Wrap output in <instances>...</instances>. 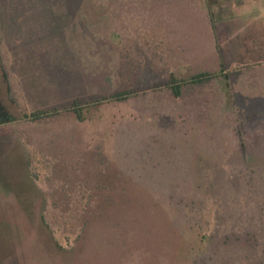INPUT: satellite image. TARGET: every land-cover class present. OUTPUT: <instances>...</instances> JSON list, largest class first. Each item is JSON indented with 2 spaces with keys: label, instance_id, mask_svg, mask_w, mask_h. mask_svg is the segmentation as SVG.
Returning a JSON list of instances; mask_svg holds the SVG:
<instances>
[{
  "label": "rangeland",
  "instance_id": "obj_1",
  "mask_svg": "<svg viewBox=\"0 0 264 264\" xmlns=\"http://www.w3.org/2000/svg\"><path fill=\"white\" fill-rule=\"evenodd\" d=\"M232 3L0 0V264H264Z\"/></svg>",
  "mask_w": 264,
  "mask_h": 264
},
{
  "label": "crops",
  "instance_id": "obj_2",
  "mask_svg": "<svg viewBox=\"0 0 264 264\" xmlns=\"http://www.w3.org/2000/svg\"><path fill=\"white\" fill-rule=\"evenodd\" d=\"M229 10L234 18L235 56L234 59H227L225 64L223 56L218 53L217 67L211 78L221 79L228 76L237 98L241 103L251 106L252 119H264V0H233ZM228 69L230 73L227 72ZM210 79L202 83H189L192 88L189 89L190 92L195 94V89H204ZM211 88L215 94L217 89ZM219 88L221 85L218 90ZM255 135L258 142H264V133Z\"/></svg>",
  "mask_w": 264,
  "mask_h": 264
},
{
  "label": "trees",
  "instance_id": "obj_3",
  "mask_svg": "<svg viewBox=\"0 0 264 264\" xmlns=\"http://www.w3.org/2000/svg\"><path fill=\"white\" fill-rule=\"evenodd\" d=\"M213 76V73H210V72H199L197 73L196 75H193L190 79H189V82L190 83H202L208 79H210L211 77ZM187 80H180V82H178L177 80L175 79H172L170 81V84H169V87L171 89V92L175 95V96H179L182 94V83H186ZM126 94V93H125ZM125 94L124 93H119V94H116L115 95V98L117 99H121V98H124L125 97ZM74 109V108H73ZM75 112L77 114H80V111L78 109H75ZM43 112H33L30 116L32 118H38L41 116Z\"/></svg>",
  "mask_w": 264,
  "mask_h": 264
}]
</instances>
